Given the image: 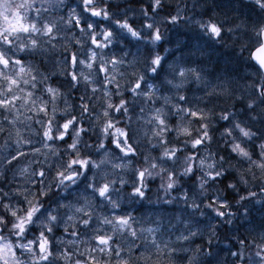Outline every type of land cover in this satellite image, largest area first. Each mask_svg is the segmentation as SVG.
Returning <instances> with one entry per match:
<instances>
[{"label":"clouds","instance_id":"1","mask_svg":"<svg viewBox=\"0 0 264 264\" xmlns=\"http://www.w3.org/2000/svg\"><path fill=\"white\" fill-rule=\"evenodd\" d=\"M0 264H264V0H0Z\"/></svg>","mask_w":264,"mask_h":264}]
</instances>
